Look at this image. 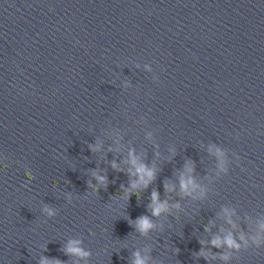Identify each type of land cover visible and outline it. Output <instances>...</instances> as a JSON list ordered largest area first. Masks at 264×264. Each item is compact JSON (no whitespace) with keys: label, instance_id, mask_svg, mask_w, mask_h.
<instances>
[{"label":"clouds","instance_id":"obj_1","mask_svg":"<svg viewBox=\"0 0 264 264\" xmlns=\"http://www.w3.org/2000/svg\"><path fill=\"white\" fill-rule=\"evenodd\" d=\"M239 138V135H237V139ZM96 149H93V151H95ZM131 156V163L135 166V175H138L139 180L138 182L132 183L131 184V189H137L139 188L141 185L143 186L144 189H147L149 184L154 181L155 179V172L153 169L148 168L145 164L142 163H138L136 157L130 153ZM238 161L240 160V157L238 156ZM5 169L7 168V165L3 166ZM112 168L116 171H121L117 165L115 164V162H113L112 164ZM93 175H95V173H93ZM25 176L28 178V180H32L34 179V177L32 176V174L30 172H26ZM96 179L99 181V185L97 186H92L93 187V191L98 192V190L100 189V186H107V177L106 176H96ZM165 191H172V187L168 184H165ZM196 187V185L193 183V181L191 179L185 180L183 178H181L180 181V189L181 192H183L185 195H190L191 191L194 190ZM122 188V192L121 195L124 198H128L129 196H131L133 193L130 190H125L123 189V186H121ZM135 195L137 196V198H139V194L135 193ZM175 207H179V205H175ZM149 208L151 209V213L153 216H159L162 213H167L168 212V204L167 201L161 202L159 200V193L157 191H153L151 193L150 196V204H149ZM45 211L48 212L49 216H52L54 213L52 212V210L48 209L47 207L45 208ZM153 224L150 220V218L147 215H143L137 218V220L135 221V227L136 229L141 232L142 234H146L150 229L153 228ZM261 227H264V225H262ZM205 230L207 231V227L205 228ZM241 240L244 239L243 236L240 237ZM79 241H70L68 243V246L66 247L65 251L68 254H75V255H79L81 257H86L89 255L88 252L84 251L82 248H80L79 245ZM226 244L228 247L230 248H235L236 250H239L240 245L238 243H236V241L233 239L231 233H229V235L225 238L224 241H221L219 239V237H217L216 239H214L212 241V244L216 247H220L221 244ZM255 243L257 244V246H260L261 241H255ZM202 255H204V253H201ZM134 256L136 257L135 260L133 261V264H147L146 260L144 258H142L139 254V252L134 253ZM223 259H228L227 256H224ZM40 264H61L60 261L55 260L54 258L50 259L47 257H43L40 260Z\"/></svg>","mask_w":264,"mask_h":264}]
</instances>
